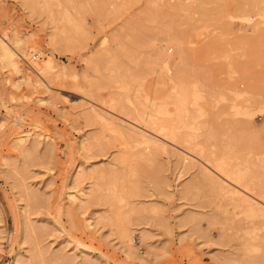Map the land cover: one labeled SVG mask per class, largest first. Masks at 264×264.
<instances>
[{"label":"rangeland","instance_id":"374dc122","mask_svg":"<svg viewBox=\"0 0 264 264\" xmlns=\"http://www.w3.org/2000/svg\"><path fill=\"white\" fill-rule=\"evenodd\" d=\"M237 1L0 0V39L53 65L0 62V264H264V226L223 194L213 165L249 168L243 182L264 187V15L243 19ZM161 101L159 121L190 127L152 156L89 111L145 126L137 112ZM18 129L31 135L16 144Z\"/></svg>","mask_w":264,"mask_h":264},{"label":"bare ground","instance_id":"6f19581e","mask_svg":"<svg viewBox=\"0 0 264 264\" xmlns=\"http://www.w3.org/2000/svg\"><path fill=\"white\" fill-rule=\"evenodd\" d=\"M243 1H246V0H243ZM234 6L239 12L240 11L242 12L241 17L243 19H246L249 21L251 19L253 21L255 14H257L259 17L260 16L263 17V15H264V0H247L245 3L238 0ZM64 15L66 16V19L70 20V17H69L70 14H69L68 9L64 10ZM256 20H259V19H257V17H256ZM256 20H254L255 21L254 26H255V24H256V26H258L259 22H261V20H259V21H256ZM75 23H77V22H75ZM251 24H253V23L251 22ZM62 28H63V26H62ZM58 29H59V27H58ZM58 29L56 27V31H54L55 29H53L50 32V35H51L50 38H52V40L60 39L59 37L61 35L59 34ZM63 30H66V29H63ZM20 40H21L20 37L19 38L15 37L12 41H10L6 38L0 39V62L1 63L16 66L15 54H24L30 59L31 54H29V53H31L33 47H31L29 50L22 48L20 46ZM62 40H64V39H62ZM167 41L169 42V44L171 43L176 47L174 49L175 50L174 53L180 54L181 51H180V47H179L180 46L179 40H177L173 37H168ZM30 60H31V63L35 66V68L40 72V75L47 74L53 68V65L51 64L49 59H42V60L30 59ZM56 74H58V73H56ZM38 80H40V79H38ZM177 82H178L177 83L178 85L180 84L179 86L177 85V87H179V88L176 89V93L178 95L177 101L179 103V106H177V108L180 110V114H182L181 111H183L184 113L187 112V108L185 106V103H186V96H185L186 95V91H185L186 88L185 87L186 86H184V87L182 86L180 79ZM138 93H140V91H138ZM235 93L238 94L239 92H235ZM141 95H143V94H141ZM193 95H195V97H198L199 94H198V92L195 91ZM150 96H151V94H150ZM150 96H149V98H150ZM129 98H130V96H129ZM138 99H139V97H138ZM138 99H136V100H138ZM140 100H142V99H140ZM174 102L177 103L176 101H174ZM175 103H174V105H175ZM154 104H156V103H154ZM135 107L137 108V106H135ZM175 107H176V105H175ZM133 109L135 110V108H133ZM142 109L144 110V108H142ZM175 110H176V108H175ZM89 111H90V113L93 114V116L95 115L97 118H99L102 121V123L107 126L106 128H109L113 133H115L120 138V140H122V142L124 143L125 146L130 145V146L138 147L139 148L138 152H140L139 154H141L142 156H152L158 150L163 148V145L165 144L166 140L168 141V139H177L178 128H180L181 126L190 127V123L185 122L183 118H182L183 121L181 123H175V122L174 123H166L165 121H167V120L165 118H164V122L159 121L158 115L165 114V116H166V113H167L166 103L163 101L158 103L156 113H153L151 111L146 110V114L144 115L145 111L137 112V116L139 117L138 121H142V123L145 126H142L141 124H139L136 121H133L130 119L129 120L123 119L121 117H117L115 115L104 112V111L96 108L92 104L90 105ZM136 111H139V110H136ZM244 112H247V110H244ZM193 116H194V114H193ZM174 119L175 118L173 117V120ZM28 135H31V133L28 132L27 130L25 131L24 129H18L16 134H14V137H13L14 142L16 144H19V143L25 141V139H27ZM39 135H40V133L36 132L33 134L32 137L36 138ZM179 135H181V133ZM184 137H185V135H184ZM182 139H183V137H182ZM184 140H186V139H184ZM210 148H213V147H210ZM229 159H230V157H229ZM215 161H214L215 163L213 162L214 163L213 165L215 166L214 168H216V172H218L221 175L218 177V179H216L219 189L222 192H224L223 194L226 193V194H228V196L235 199L234 200L235 206L240 207V211L243 212L246 219H248L250 222H252V224L254 225L253 227L256 228V225H260V227H263L264 226V187H255L256 185H254V184L252 185V187H250L249 182L248 183L243 182L246 178H249V180H253L255 178L254 174L251 175L252 173L251 172H250L251 174L249 173V171H248L249 168H248V170L240 168V169H237V170L235 169L234 171H232L228 167L230 164L228 165L229 162L227 160L219 159V160H215ZM2 163H4V161ZM205 168L206 167H204V169ZM215 176H217V175H215ZM258 178H259V176H258ZM232 180H234V182ZM212 183H214V182L212 181ZM248 188L251 191L246 190ZM79 190L80 189H77V190H74L73 192L68 193V196H69L71 201L77 200L79 203H81L83 201L84 198H82V197L86 195V192H84L82 190L79 191ZM85 198H86V196H85ZM88 223L89 222H87V224ZM120 237H121V240L126 243V246L131 245V243H130V230L128 227L121 228ZM249 247L251 249L252 248L253 249H259L258 245H256V244L255 245L250 244ZM129 248H130V246H129ZM133 251H134V249H133ZM20 260H18V258H17L15 261L17 263L23 264L21 262L22 260L21 261ZM24 263L26 264L27 262H24ZM255 263H256V261H254V260L250 262V264H255ZM29 264H34V263H29Z\"/></svg>","mask_w":264,"mask_h":264}]
</instances>
